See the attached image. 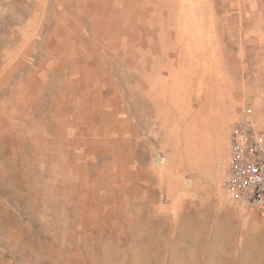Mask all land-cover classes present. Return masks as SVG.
Returning a JSON list of instances; mask_svg holds the SVG:
<instances>
[{"label": "rangeland", "instance_id": "obj_1", "mask_svg": "<svg viewBox=\"0 0 264 264\" xmlns=\"http://www.w3.org/2000/svg\"><path fill=\"white\" fill-rule=\"evenodd\" d=\"M244 116L264 0H0V264H264Z\"/></svg>", "mask_w": 264, "mask_h": 264}, {"label": "built area", "instance_id": "obj_2", "mask_svg": "<svg viewBox=\"0 0 264 264\" xmlns=\"http://www.w3.org/2000/svg\"><path fill=\"white\" fill-rule=\"evenodd\" d=\"M226 189L235 203L264 209V128L249 116L231 131Z\"/></svg>", "mask_w": 264, "mask_h": 264}]
</instances>
